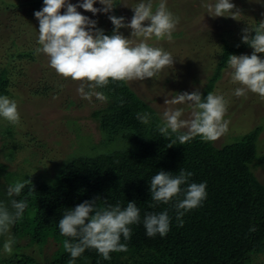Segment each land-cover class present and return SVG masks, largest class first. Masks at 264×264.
Returning a JSON list of instances; mask_svg holds the SVG:
<instances>
[{"label": "trees", "instance_id": "trees-1", "mask_svg": "<svg viewBox=\"0 0 264 264\" xmlns=\"http://www.w3.org/2000/svg\"><path fill=\"white\" fill-rule=\"evenodd\" d=\"M1 2L17 6L6 0ZM113 3L116 6L112 12L117 14L121 0ZM19 4L38 8L43 0ZM100 29L111 35L114 28ZM223 30L216 33L221 51L205 97L215 92L214 86L228 66L229 56L250 48L241 41L243 30L241 40L237 37L235 42H230L227 24ZM181 34L176 31L172 35ZM9 87L4 69L0 74V96H8ZM97 89L108 101L91 115L102 134L96 144L101 151L71 156L58 167L52 181L37 180L26 173L18 180L10 164L0 160V202L9 201L10 185L29 181L20 196L14 197L26 200L28 207L10 229V237L15 240L12 254L3 250L10 232L0 236L2 264H71L72 258L63 248V242L70 238L60 234L59 221L68 209L91 200L97 201L98 208L119 203L122 209L134 201L140 210V223L130 226V240L121 237L127 252H112L111 259L104 260L97 250L86 249L74 264H254L258 256L264 255V181L254 169L264 125L256 126L232 144L217 146L215 141L205 142L197 136L182 149L177 136L185 131L163 136L159 132L163 126L160 115L127 81L110 80L106 87ZM145 113L149 115L147 124L137 119V114ZM4 130L7 137L13 136L12 126ZM172 141L175 144L169 147ZM112 146L115 148L109 149ZM181 169L192 173L189 183L206 182L207 197L201 206L178 220L176 201L163 204L152 200L150 181L160 170L177 175ZM165 210L170 217L169 232L163 237H148L144 217ZM52 244L53 256L42 260L39 252Z\"/></svg>", "mask_w": 264, "mask_h": 264}, {"label": "clouds", "instance_id": "clouds-1", "mask_svg": "<svg viewBox=\"0 0 264 264\" xmlns=\"http://www.w3.org/2000/svg\"><path fill=\"white\" fill-rule=\"evenodd\" d=\"M97 0H83L78 7L93 14L108 13L116 6L113 0H99L104 7H94ZM44 7L34 13L39 21L38 44L35 53H43L49 57L50 67L58 75L80 81L77 89L83 99L91 101L95 96L100 101L107 97L97 88L106 87L110 80L133 81L154 78L165 67H173L174 58L171 53L159 47H152L145 41L152 36L157 40L167 37L172 39V33L179 23V17L170 12L166 0H160L153 12L152 0H141L133 7L134 15L130 23H125L124 17L109 16L114 25L111 35L96 27V21L89 19L77 11V5L68 0H43ZM230 0H217L214 5H207L209 15L226 16L230 13L233 18L238 11ZM66 11L61 14V9ZM145 22H148L145 26ZM121 28H130L132 37H143L139 43L126 38L120 33ZM254 32L255 35H250ZM242 42L248 44L254 51L249 55H230L228 66L232 69L231 80L242 87L235 89L237 97L247 95L248 91L258 94L264 99V59L258 53H264V21L255 28L243 30ZM188 104L191 114L188 119H182L183 108L167 109L163 113V126L159 132L169 137L170 133H180L177 139L181 145L199 136L205 142L219 139L228 132L230 121L225 119L228 100L224 95L209 92L203 97L199 90L191 93L177 94L165 104ZM0 117L12 124L20 123V113L17 102L8 96H0ZM137 119L144 124L149 121L147 113L137 114ZM175 144V141L169 147ZM191 172L181 169L177 175L160 170L150 181L151 198L157 203L169 204L175 200L174 208L177 219L184 214L201 206L207 197V185L203 183H189ZM29 183L16 181L7 189L9 201L0 202V236H7L10 229L22 217L28 203L17 200L22 189ZM182 185L186 187L182 188ZM183 194V199H180ZM94 213V214H93ZM140 223V210L136 203L128 202L125 208L117 203L98 208L97 201H84L68 209L59 221L62 236L68 237L63 242V248L72 258L71 264L79 258L86 249H95L104 260H110L112 252H127L126 243L131 239V225ZM143 225L148 237L159 234L165 236L170 230V217L167 210L159 214H147ZM182 226V221H181ZM15 240L9 238L3 244V250L12 254Z\"/></svg>", "mask_w": 264, "mask_h": 264}, {"label": "rangeland", "instance_id": "rangeland-1", "mask_svg": "<svg viewBox=\"0 0 264 264\" xmlns=\"http://www.w3.org/2000/svg\"><path fill=\"white\" fill-rule=\"evenodd\" d=\"M27 1L6 0L17 4L6 6L0 0V74L4 69L7 70L11 90L8 97L17 102L21 118L20 123L14 125L0 117V160L10 164V169L16 172L18 180L26 173L37 180L52 181L58 167L71 156L101 151L100 145L96 144L100 143L102 134L91 115L93 110L104 108L108 101H100L95 96L91 101L83 99L77 91L80 81L58 75L50 67L46 54L35 53L40 45L39 21L34 13L42 10L44 3L38 8L34 4H19ZM68 2L77 5V11L82 15L96 21V27L100 29L114 28L109 19L112 15L124 17V22L130 23L134 15L132 8L141 0H121L117 14L114 11L93 14L78 7L83 0ZM159 2L160 0H152L153 12ZM216 2L217 0H166L168 10L179 17L173 33L182 31V34L180 37L172 35L171 40L167 37L157 40L152 36L145 42L171 53L174 58L173 67H165L154 78L127 81L158 112L163 123V113L169 108H183L182 119H188L192 111L186 103L165 104L166 99L196 90L205 97L207 83H210L213 71L216 70L221 51L216 33L223 30L224 24L228 26L229 39H232L230 42H235V38L242 34L241 30L255 28L264 21V0H230L236 6L234 11H238L235 18L229 16L230 13L217 17L209 15L207 5H214ZM94 7L102 9L104 6L97 0ZM65 11L66 8H62L61 14ZM147 24L145 22V26ZM131 31L130 28L120 29V33L126 38H131ZM252 34L253 32L250 33ZM131 39L134 43L144 40L143 37ZM253 51L250 47L237 56H250ZM257 55L264 59V53ZM223 71L222 77L214 86L217 87L214 94L224 95L228 100L225 119L230 123L228 132L215 141L217 146L235 143L256 126L264 125V99L251 91L247 92L246 97L235 96V89L242 85L232 82V69L229 66ZM7 126H12V137L4 134ZM180 146L183 149L185 144ZM114 148L112 146L109 149ZM254 169L258 178L264 181V129L258 140V157ZM49 247L48 250L39 252L42 260L53 256L52 247L55 246L52 244ZM254 264H264V255L258 256Z\"/></svg>", "mask_w": 264, "mask_h": 264}]
</instances>
